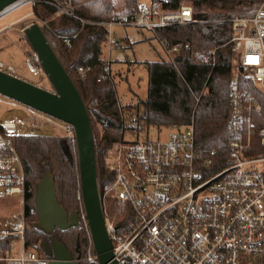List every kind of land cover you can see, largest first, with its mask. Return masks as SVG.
Returning a JSON list of instances; mask_svg holds the SVG:
<instances>
[{
    "label": "built area",
    "instance_id": "2783aa9c",
    "mask_svg": "<svg viewBox=\"0 0 264 264\" xmlns=\"http://www.w3.org/2000/svg\"><path fill=\"white\" fill-rule=\"evenodd\" d=\"M166 2L160 0L155 7L139 4L131 16H112L97 24L155 34L160 28L196 22L190 6L169 11L162 7ZM16 5L0 16L8 15ZM49 5L56 8L55 14L70 13L58 4ZM229 23L234 60L224 166L210 174L217 152L211 149L204 159L196 153L192 125L156 129L169 131L164 139L121 140L103 155L104 168L113 175V182L101 192L102 207L118 264H264V127L256 134L253 116L260 112L261 103L242 85L251 82L264 97V1L252 17H237ZM158 41L170 62L187 48L182 43L169 46L165 40ZM65 42L69 46L70 40ZM199 59L213 67L216 52H203ZM24 64L33 74L41 70L31 51L26 53ZM88 70L80 67L77 71L83 76ZM0 71L17 76L12 66L1 61ZM110 77L105 65L99 80ZM0 105L19 109L23 114L0 121V202L15 199L12 209L4 215L0 203V242L10 239L9 250L0 248V264H48L47 259L25 246L27 215L34 214L33 209L29 213L26 209L32 187L26 183L12 139L41 126L52 127L61 131L76 154L74 129L2 96ZM100 127L103 134L104 126ZM255 135L263 153L251 156L248 153ZM77 198L79 223L88 236L86 261L94 264L96 257L80 190ZM105 198L113 200L112 209L105 210ZM16 242L19 247L14 253Z\"/></svg>",
    "mask_w": 264,
    "mask_h": 264
},
{
    "label": "trees",
    "instance_id": "16d2710c",
    "mask_svg": "<svg viewBox=\"0 0 264 264\" xmlns=\"http://www.w3.org/2000/svg\"><path fill=\"white\" fill-rule=\"evenodd\" d=\"M29 1L33 2L31 13L40 21L39 25L50 46L69 71L84 102L90 105L102 193L113 182V175L104 168L103 155L121 140H145L140 135L152 127L192 125L196 153L204 159L211 149L217 152L210 174L224 166L229 135V86L234 60L229 45V21L237 17H252L264 0H167L162 7L169 11L190 6L196 22L160 28L154 35L158 40H165L169 46L182 43L187 48L179 52L174 62L160 60L141 63L147 72L146 98L134 106L124 107L119 104L113 78L99 80L103 67L109 64L103 55L108 30L97 23L107 22L112 16L133 15L139 0ZM149 1L151 7L160 2ZM49 3L58 4L70 13L55 16L56 8ZM66 39L70 40L69 46ZM210 50L216 52L213 67L205 66L199 59L201 53ZM80 67L89 70L80 76L77 71ZM242 85L261 103L260 112L253 116L257 134L264 127V97L251 82L246 81ZM125 112L133 115L129 122L124 118ZM99 126H104L103 134H99ZM12 140L22 163L26 183L32 187V193L27 196L26 209L28 213L29 209H33L34 214L27 215L25 246L36 251L42 236L31 227V223L37 221L35 186L42 173L50 170L54 176L58 205L68 215L78 211L80 201L77 193L80 189L77 156L73 145L65 137L20 134ZM262 153L255 135L248 155ZM113 207V200L105 198V210ZM59 233L77 263L89 264L85 246L88 236L84 228L78 226ZM0 248L9 250L10 239L1 241Z\"/></svg>",
    "mask_w": 264,
    "mask_h": 264
},
{
    "label": "water",
    "instance_id": "95a60500",
    "mask_svg": "<svg viewBox=\"0 0 264 264\" xmlns=\"http://www.w3.org/2000/svg\"><path fill=\"white\" fill-rule=\"evenodd\" d=\"M19 1L0 0V14ZM23 35L50 90L0 71V96L73 127L80 197L93 253L97 264H118L112 254L103 214L101 171L95 156L90 105L82 99L69 71L50 46L40 25L37 22L31 24L23 30ZM34 200L37 221L32 223V227L38 233L50 237L55 230L65 232L79 226L78 211L68 215L58 205L54 176L50 170H45L36 184ZM42 241L48 251L45 255L48 264H78L61 243L51 246L46 239Z\"/></svg>",
    "mask_w": 264,
    "mask_h": 264
},
{
    "label": "rangeland",
    "instance_id": "374dc122",
    "mask_svg": "<svg viewBox=\"0 0 264 264\" xmlns=\"http://www.w3.org/2000/svg\"><path fill=\"white\" fill-rule=\"evenodd\" d=\"M24 1L23 5H16L14 10L8 15L0 16V61L12 66L16 75L22 79L33 84H38V86L46 90H50V85L43 75V72L40 70L37 74H33L29 72L24 64V57L30 51V48L23 35V30L35 22L40 23L33 16V13H31L32 3L29 0ZM139 1L141 3L148 2V0ZM55 16H58V14H55ZM103 55L107 61L109 59L112 61V78L116 84V95L121 107L134 106L140 100L146 98L147 72L141 63L157 62L163 59L167 60V55L161 49L159 41L151 32L116 26L110 28L107 43L103 47ZM13 116H23V114L19 109L0 105L1 122L9 121ZM124 118L129 122L133 118V115L125 112ZM156 129L150 128L147 133L144 132L140 136L142 139L148 137L149 140H156L157 138L164 139L168 135V130L162 129L158 132ZM98 132L102 134L100 126L98 127ZM25 133L39 136L64 137L58 129L45 126L35 128L31 133L29 131ZM14 200H2L0 203L7 210L12 208L11 205L14 203ZM79 226L83 228L81 222ZM32 228L34 229V227ZM83 241L85 242V238ZM85 246L87 250L88 243L86 245L85 242ZM18 247L19 244L16 242L13 247L14 253H16ZM39 247L38 245L36 252L42 256Z\"/></svg>",
    "mask_w": 264,
    "mask_h": 264
},
{
    "label": "flooded vegetation",
    "instance_id": "af4514ba",
    "mask_svg": "<svg viewBox=\"0 0 264 264\" xmlns=\"http://www.w3.org/2000/svg\"><path fill=\"white\" fill-rule=\"evenodd\" d=\"M61 231L59 230H55L53 235L50 237H46L44 235L41 234V239H40V244H39V250L40 253L42 254V257L46 259L45 255L48 253V251L45 249V244L42 241L43 239H46V241H48V243L53 246L55 244H57L58 242L61 243L62 245H64L65 248H67L66 246V242L62 239V237H60V233ZM40 234V233H39ZM68 249V248H67Z\"/></svg>",
    "mask_w": 264,
    "mask_h": 264
},
{
    "label": "crops",
    "instance_id": "0c3cea01",
    "mask_svg": "<svg viewBox=\"0 0 264 264\" xmlns=\"http://www.w3.org/2000/svg\"><path fill=\"white\" fill-rule=\"evenodd\" d=\"M147 3H150V1L148 0V2ZM146 2L145 3H141L140 1H139V4H147ZM112 28V27H111ZM107 30H108V37H109V31H110V28H107ZM138 30H140V29H138ZM140 31H142V30H140ZM153 34V33H152ZM153 36L155 37V35L153 34ZM156 38V37H155ZM157 39V38H156ZM158 40V39H157ZM163 60H166V59H163ZM168 60V59H167ZM166 60V61H167ZM106 62L107 63H109L108 64V68H109V71H110V75H111V78H112V65H111V59H109V61H107V59H106ZM21 78V77H20ZM38 85V84H37ZM153 128V127H152ZM156 129V128H155ZM158 131V130H157ZM13 205H14V203L11 205L12 207H13ZM12 209V208H11ZM11 209H7V210H5L3 207H2V214L4 215V214H7L8 212H9V210H11ZM67 249V248H66ZM68 250V249H67ZM69 251V250H68ZM70 252V251H69Z\"/></svg>",
    "mask_w": 264,
    "mask_h": 264
},
{
    "label": "bare ground",
    "instance_id": "6f19581e",
    "mask_svg": "<svg viewBox=\"0 0 264 264\" xmlns=\"http://www.w3.org/2000/svg\"><path fill=\"white\" fill-rule=\"evenodd\" d=\"M24 0H20L18 3H17V5L19 4V5H23L24 4ZM12 8V7H11Z\"/></svg>",
    "mask_w": 264,
    "mask_h": 264
}]
</instances>
